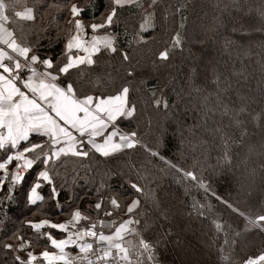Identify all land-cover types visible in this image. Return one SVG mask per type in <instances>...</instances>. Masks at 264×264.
<instances>
[{
	"label": "trees",
	"instance_id": "16d2710c",
	"mask_svg": "<svg viewBox=\"0 0 264 264\" xmlns=\"http://www.w3.org/2000/svg\"><path fill=\"white\" fill-rule=\"evenodd\" d=\"M148 3L117 6L115 23L97 33L111 32L117 53L102 52L94 57L96 64L80 66L82 74L72 69L58 81L62 86L72 82L81 96L114 95L129 87L136 112L120 119L118 127L136 132L140 143L109 158L98 153L54 158L48 165L52 185L37 179L44 170L37 163L25 168L24 179L13 186L15 162L9 164L0 185V264H18L16 254L27 260L26 251L37 256L32 264H47L38 255L53 247L40 233L60 234L49 225L38 233L29 221L64 223L76 210L92 222L102 217L120 221L129 218L126 205L134 197L141 200L133 216L140 223L132 227L156 245V264H242L264 252V231L245 230L247 221L239 215H264V0H158L152 8ZM72 4L82 9L77 18L86 25L100 23L113 7L109 0H20L16 10L33 8L35 20L19 21L23 27L15 29L17 41L54 65L63 62ZM145 9L154 16L151 26L141 30ZM9 27L15 26L9 22ZM177 33L182 44L171 49ZM166 48L169 60L161 62L158 54ZM161 97L167 108L156 106ZM37 182L43 200L31 204L28 194ZM131 183L143 187V194L135 193ZM111 198L122 207L107 217L103 212L112 210ZM101 201L102 209H95ZM89 223L81 220L77 227ZM15 235L31 246L18 253L4 249V243H18ZM127 238L135 243L134 236Z\"/></svg>",
	"mask_w": 264,
	"mask_h": 264
},
{
	"label": "snow or ice",
	"instance_id": "6c2138e0",
	"mask_svg": "<svg viewBox=\"0 0 264 264\" xmlns=\"http://www.w3.org/2000/svg\"><path fill=\"white\" fill-rule=\"evenodd\" d=\"M20 0H0V152L3 156V162H0V169L6 170L8 165L16 161L17 169H31L34 164L44 165V170L39 171L37 179L47 181L49 185L53 184L50 176L51 169L48 168L50 162L59 160L62 156H69L78 159L89 158L98 153L104 158L120 154L125 150L134 149L140 141L136 139L137 133L123 132L118 127L120 119H128L134 116L136 106L129 99L130 89L123 86L116 94L108 96H81L72 82L61 85L58 81L62 77H68L70 70L77 69L81 71V65L96 64L95 56L103 53L115 54L116 38L111 32L104 35H98V30L105 29L115 23L114 17L117 15V6L125 4H134L143 8V0H109L113 5L111 12L101 17L100 23L85 24L78 19L82 9L76 4L70 7L72 19L68 21L71 26L70 35L65 45L62 61H57L54 65L51 59H41L34 51L33 47L27 44L19 43L14 35L16 28H21L19 21H34L33 8L25 7L23 11H17L15 5ZM158 3V0H149L148 7L152 8ZM147 12V9H145ZM7 13V14H6ZM154 13L147 12L144 23H141V30L151 26ZM19 18V20H17ZM9 22L15 26L10 30ZM86 28L91 29L92 35L89 37ZM182 39L180 33H177L171 40V49L181 46ZM10 50V51H9ZM83 53V55H81ZM170 49L159 52L157 59L161 62L169 60ZM123 59L127 61L129 56L123 54ZM41 65L43 70H38L34 65ZM27 71L30 75L25 78L22 74ZM132 75V73H128ZM17 82L21 86H18ZM99 81H97L98 83ZM28 93H31L29 96ZM157 107H168V103L163 98L156 99ZM62 122V123H61ZM75 133V134H74ZM46 137L40 143H33L30 135ZM27 142L26 146L20 149L21 142ZM59 146V147H57ZM16 150L14 154L12 150ZM26 154H32L31 158ZM156 155V153H152ZM23 161L21 165L19 162ZM175 167V165H172ZM185 176L196 180L192 172H185ZM8 172L0 177V185L7 178ZM24 179L19 171L11 174L13 186ZM41 187L37 182L28 194V201L35 204L37 200H43L37 189ZM200 187L206 188L203 183ZM131 188L137 194H143V187L137 183H131ZM51 195L55 198L58 193L55 187L51 189ZM109 204L112 210H104L103 214L107 217L113 216V211L122 207L116 198H111ZM141 205L139 198H132L126 205V215L128 219L110 223L104 221L92 222L91 218L82 215L79 210L71 214V219L66 223H50L48 220H42L37 223L29 221L31 228L38 233L45 226L49 225L52 229H58L65 233V239L57 240L50 233H40L45 235L50 242L51 247L57 249L56 252H49L47 249L40 253V256L47 264L62 262V264H74L77 259L87 260V264H95L94 260L89 258V254L95 257L96 261H105L111 258L115 264H156V245L141 236V233L133 225L140 223L139 219L133 216L138 215V209ZM232 207V205H228ZM95 209H102V201L95 204ZM238 212V209L233 208ZM239 215L247 221L245 230L258 228L264 231V215H259L254 219L246 216L243 212ZM81 220L89 221L87 227L77 228L76 231H70L69 226L73 228ZM101 227L97 231V227ZM107 227L111 234L106 235L102 230ZM217 230H222V225L216 223ZM134 236L133 240L128 236ZM240 235L239 232L236 233ZM75 237V239H73ZM86 237L93 239V242H87ZM14 240L17 244L4 243L2 246L13 253L26 251L31 246V241L24 237L15 235ZM78 241H84L78 243ZM104 243L105 248L94 247V244ZM229 241L225 240V244ZM233 240L231 244H235ZM68 245H75L79 253L83 255L72 256L66 252ZM223 251V249L221 250ZM27 260L20 255L14 256L18 264H32L37 259L33 251H26ZM132 257H135L133 260ZM229 259V257H224ZM242 264H264V252L257 256H249L242 261Z\"/></svg>",
	"mask_w": 264,
	"mask_h": 264
},
{
	"label": "built area",
	"instance_id": "2783aa9c",
	"mask_svg": "<svg viewBox=\"0 0 264 264\" xmlns=\"http://www.w3.org/2000/svg\"><path fill=\"white\" fill-rule=\"evenodd\" d=\"M20 11H23V9L20 10ZM16 171H19V170L17 169ZM125 213H126V210H125ZM125 219H128V217H126ZM69 220H70V219H69ZM112 220H114V219L106 218V217H102V218H98V219H97V221H104L106 224H107V223H110ZM67 221H68V220H67ZM67 221H66V222H67ZM97 221H96V222H97ZM66 222H64V223H66ZM59 224H60V223H59ZM77 228H78L77 225H76L75 228H73L72 226H69V230H70V231H76ZM96 230H97V231H100V230H101V227L99 226V224H98V227H97ZM102 230L104 231V233H105L106 235L111 234L110 230H109L107 227H104ZM59 231H61V230H59ZM61 232L64 233L65 236H67V233H65V232H63V231H61ZM73 239H75V237H73ZM85 240H87V242H93V239L90 238V237H86ZM83 242H84V241H78V243H83ZM71 246L74 247V250H73L72 252H70L71 255H72V256H77L78 253H79V249H78L75 245H71ZM94 247L105 248V247H107V245L104 244V243H101V244H98V245H97V244H94ZM42 252H43V251H42ZM42 252H41V253H42ZM79 255L82 256L83 254H82V253H79ZM39 256H40V254H39ZM40 258L43 259V257H41V256H40ZM89 258L93 259L94 262H95V264H115V262H114L111 258H109V259L107 260V262H105V261H96V260H95V257L92 256L91 254H89ZM54 263H55V264H56V263H57V264H62V262H54ZM74 264H87V260L77 259V260L74 261Z\"/></svg>",
	"mask_w": 264,
	"mask_h": 264
},
{
	"label": "crops",
	"instance_id": "0c3cea01",
	"mask_svg": "<svg viewBox=\"0 0 264 264\" xmlns=\"http://www.w3.org/2000/svg\"><path fill=\"white\" fill-rule=\"evenodd\" d=\"M17 10H18V9H17ZM78 19H81V18H78ZM81 20H82V19H81ZM82 21H83V20H82ZM83 22H84V21H83ZM86 33H87V36H89V37L92 35L91 32H87V28H86ZM98 35H101V34H98ZM102 35H104V34H102ZM9 51H10V50H9ZM81 55H83V53H81ZM34 67H37L38 70H43V69H42V66L39 65V64H38V66H35V65H34ZM22 75L26 78L27 75H30V73L27 72V71H25ZM17 84H18V86H21V85L19 84V82H17ZM21 88H22V86H21ZM22 90L25 91V92H27V89H23V88H22ZM28 95L30 96L31 93H28ZM61 123H62V122H61ZM74 134H75V133H74ZM46 139H47L46 137L41 138V137H38V136H36V135H34V134L30 135V140H31L33 143H40V142H42L43 140H46ZM26 144H27V142L22 141V142H21V145H20V149L22 150V148H23L24 146H26ZM57 147H59V146H57ZM15 151H16L15 149L12 150V153H10V154H14ZM0 154H1V152H0ZM1 155H3V154H1ZM1 162H3V160H2ZM13 162H15V163H14V165H13L11 171L16 172V170H17V167H16L17 162H16V161H13ZM19 163L22 165V164H23V161H20ZM24 170H25V168H21V169H19V172L22 173V172H24ZM0 171H1L2 173L5 172L4 169H0ZM55 230H56V229H55ZM56 231H57V232L63 237L64 234L62 235V232H61V231H58V230H56ZM64 238H65V236H64ZM72 248H73V247H72L71 245H68V246L65 248V251L70 253V252L72 251ZM51 251L56 252L57 254H59V251H58L57 249H54V248H53V250H51ZM38 257H39V255H38ZM39 258H40V257H39Z\"/></svg>",
	"mask_w": 264,
	"mask_h": 264
},
{
	"label": "rangeland",
	"instance_id": "374dc122",
	"mask_svg": "<svg viewBox=\"0 0 264 264\" xmlns=\"http://www.w3.org/2000/svg\"><path fill=\"white\" fill-rule=\"evenodd\" d=\"M61 223V222H60ZM59 224V223H58ZM56 230H58V229H56ZM59 231V230H58ZM64 233H62V235H63ZM64 236L65 235H63V237L60 235V237H57V238H55V239H57V240H60V239H65L66 238V236H65V238H64ZM44 250H46V249H44ZM44 250H41L40 251V253L42 252V251H44ZM49 252H53V251H51V250H48ZM39 253V254H40ZM40 257V256H39ZM174 260H175V262H177V260L174 258ZM55 264V263H54Z\"/></svg>",
	"mask_w": 264,
	"mask_h": 264
}]
</instances>
